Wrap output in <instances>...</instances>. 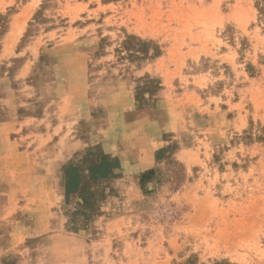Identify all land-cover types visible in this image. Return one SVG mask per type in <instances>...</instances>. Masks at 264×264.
I'll return each instance as SVG.
<instances>
[{
  "label": "rangeland",
  "instance_id": "374dc122",
  "mask_svg": "<svg viewBox=\"0 0 264 264\" xmlns=\"http://www.w3.org/2000/svg\"><path fill=\"white\" fill-rule=\"evenodd\" d=\"M49 111L72 149L1 165L0 264H264V0H0V122ZM89 150L121 175L83 225L62 169Z\"/></svg>",
  "mask_w": 264,
  "mask_h": 264
},
{
  "label": "crops",
  "instance_id": "0c3cea01",
  "mask_svg": "<svg viewBox=\"0 0 264 264\" xmlns=\"http://www.w3.org/2000/svg\"><path fill=\"white\" fill-rule=\"evenodd\" d=\"M26 120L0 122V167L3 165V167L7 168H18L19 163L17 162L26 159V161H23V167H27L30 170H28L29 174H36L37 176L50 175L54 173L55 168L61 161L64 162L68 158L71 152L70 149H72L70 142L67 143V148H60L59 146L60 141L64 142V138H61V135L64 136L66 134L64 126H62L64 123H62L60 116L52 111L45 112L39 118H28ZM25 126L30 128L29 136L23 133ZM14 172L15 170H13ZM45 181L46 178L41 181L42 185ZM31 201L33 200L31 199ZM37 201L40 203L42 199ZM44 203L45 205L42 206L44 209L42 210L47 213L48 204L47 202ZM35 206L40 207L41 204H35ZM42 217L35 216L22 220L28 221L32 219L35 223V227L28 228L29 230L32 229L31 233L30 231L22 230L24 231L22 232L24 237L27 238L34 234L42 236L48 233L46 224L49 220L48 218L44 220ZM22 226L24 229L23 224ZM11 236L14 238L17 234L13 231ZM49 237H53V234Z\"/></svg>",
  "mask_w": 264,
  "mask_h": 264
},
{
  "label": "trees",
  "instance_id": "16d2710c",
  "mask_svg": "<svg viewBox=\"0 0 264 264\" xmlns=\"http://www.w3.org/2000/svg\"><path fill=\"white\" fill-rule=\"evenodd\" d=\"M120 175L119 160L99 150H89L78 162L64 166V204L72 209L68 216L80 220L83 225L92 222L100 214V203L104 199L102 185L119 178ZM151 175L152 170L140 175L141 188H144Z\"/></svg>",
  "mask_w": 264,
  "mask_h": 264
}]
</instances>
